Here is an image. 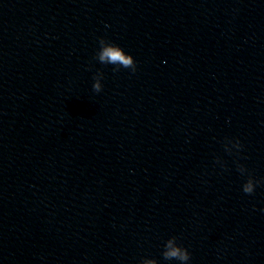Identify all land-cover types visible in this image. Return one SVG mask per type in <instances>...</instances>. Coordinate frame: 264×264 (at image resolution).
Returning <instances> with one entry per match:
<instances>
[{
  "label": "clouds",
  "instance_id": "9594fccd",
  "mask_svg": "<svg viewBox=\"0 0 264 264\" xmlns=\"http://www.w3.org/2000/svg\"><path fill=\"white\" fill-rule=\"evenodd\" d=\"M101 50L97 53L96 58L99 62L103 64H111V65H118L123 68H130L133 72L136 70V64L133 57L130 54H126L125 51L118 45L106 42L104 39H100L99 41ZM114 69V71H117ZM102 75V74H100ZM93 89L96 92L101 91V84L99 79L95 77V83L93 84ZM235 145L237 150L241 149L242 145L240 144L239 140L235 141ZM238 171L241 174L246 173L247 169L243 165H238ZM261 183V181L254 180L250 175L247 179L246 183H244L242 190L245 194H253L257 184ZM166 251L162 253L163 258L165 260H178L180 264H187L190 260V253L188 250L180 245L177 244V238L171 237L169 238L165 245ZM144 264H155V261L149 260L145 261Z\"/></svg>",
  "mask_w": 264,
  "mask_h": 264
}]
</instances>
